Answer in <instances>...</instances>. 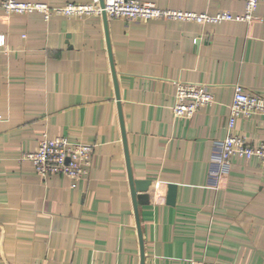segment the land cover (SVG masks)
<instances>
[{"label": "crops", "instance_id": "crops-1", "mask_svg": "<svg viewBox=\"0 0 264 264\" xmlns=\"http://www.w3.org/2000/svg\"><path fill=\"white\" fill-rule=\"evenodd\" d=\"M140 1L244 10L243 0ZM106 29L110 54L101 16L0 10V264H142L137 221L143 264H264V161L233 155L218 188L206 183L234 86L264 98V0L248 23L107 17ZM176 82L205 85L215 102L175 117ZM235 130L259 143L264 117H239ZM43 134L93 144L88 177L39 178L22 155ZM123 134L133 181H149L137 220Z\"/></svg>", "mask_w": 264, "mask_h": 264}, {"label": "built area", "instance_id": "built-area-1", "mask_svg": "<svg viewBox=\"0 0 264 264\" xmlns=\"http://www.w3.org/2000/svg\"><path fill=\"white\" fill-rule=\"evenodd\" d=\"M242 14L233 15L227 10L215 14L205 12L164 9L150 1L140 0H90L87 2L68 1L61 6H49L42 2L0 0V10L5 14H29L38 12L45 20L52 14L67 18H83L91 15L120 18L127 21H149L153 19H172L194 21L196 23H219L222 21L250 22L255 19L259 0H243ZM4 36H0V45ZM175 102L172 112L175 117L191 118L202 106L215 102L214 94L203 84H184L176 82ZM264 117V98L245 92L240 85L234 86L232 101L226 125V135L221 140L212 141L206 183L218 188L220 178L231 170V157L237 155L249 159L256 157L264 161V140L253 143L243 138L235 130L239 117ZM94 145L87 142L72 141L65 136L50 138L43 134L33 151L24 153L23 158L32 162L36 175L45 179L51 175H61L72 180L86 179L91 167ZM197 264H207L199 261Z\"/></svg>", "mask_w": 264, "mask_h": 264}, {"label": "water", "instance_id": "water-1", "mask_svg": "<svg viewBox=\"0 0 264 264\" xmlns=\"http://www.w3.org/2000/svg\"><path fill=\"white\" fill-rule=\"evenodd\" d=\"M100 3L102 5L103 4V0H100ZM101 17L103 18V21H104V24H105L106 38H107L108 50H109V41H108L107 29H106L107 17H106L104 12L102 13ZM109 54H110V50H109ZM110 59H111V56H110ZM110 65H111V72H112V78H113L114 86L116 88V100H118L115 74H114V69H113V65H112L111 60H110ZM117 105H118L119 118H120V123H121V126H122V133H123L122 114H121V108H120L119 101H117ZM123 143H124V151H125V157H126V163H127V169H128V178H129L131 195H132L133 208H134V212H135L136 220H137L138 219L137 218V203L141 202L142 200H147L148 196L146 194H144V193L142 195H136V190H138L140 192H146L147 187L149 185V181H133L132 175H131V171H130V166H129L128 151H127V147H126V141H125V135L124 134H123ZM175 196H176V185L175 184H169L168 185L167 196H166V202L168 204H170V205H174ZM137 228H138L139 240H140L141 263L143 264L144 253H143V248H142V238H141V234H140V226H139V222L138 221H137Z\"/></svg>", "mask_w": 264, "mask_h": 264}]
</instances>
